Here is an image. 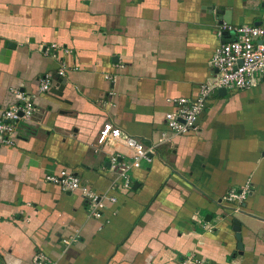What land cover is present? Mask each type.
Wrapping results in <instances>:
<instances>
[{
	"label": "crops",
	"instance_id": "crops-1",
	"mask_svg": "<svg viewBox=\"0 0 264 264\" xmlns=\"http://www.w3.org/2000/svg\"><path fill=\"white\" fill-rule=\"evenodd\" d=\"M262 20L264 0H0V114L15 90L34 103L0 144V264L36 252L50 264H264V76L212 91L196 131L159 140L173 100L196 95L213 48L233 37L220 25ZM105 122L153 147L126 189L112 188L106 156L131 151L97 143ZM61 168L115 200L87 214L78 190L44 179ZM245 183L230 214L223 196Z\"/></svg>",
	"mask_w": 264,
	"mask_h": 264
},
{
	"label": "built area",
	"instance_id": "built-area-1",
	"mask_svg": "<svg viewBox=\"0 0 264 264\" xmlns=\"http://www.w3.org/2000/svg\"><path fill=\"white\" fill-rule=\"evenodd\" d=\"M221 29L231 31L233 37L224 42L218 43L212 50L209 66L212 75L209 79L199 84L197 93L190 99H174V109L165 112L162 116L164 130L160 133L161 139L166 138L167 133L182 134L189 131H196L197 116L203 108L204 101L209 93L223 88L229 91L244 90L256 83L264 76V20L257 24L243 23L238 25L221 24ZM53 44L42 49L44 54L53 52ZM67 50L64 49L65 53ZM64 63L60 61L56 73L63 74ZM51 79L50 73H44L38 79V90L45 91ZM17 102L0 114V144L12 143L11 135L16 130L19 121L28 119L33 110L34 103L30 96L22 91H13ZM120 140L122 144L130 149L129 160L122 161L116 154H108L107 168L117 174L118 185L112 188L126 189L129 187V180L126 174L132 167H138L141 160L149 162L153 153L152 146L145 145L141 140L123 134L118 128L112 127L105 122L97 132V143L105 144L110 140ZM44 179L57 184L62 190H78L84 202V209L87 214L98 217L105 207L104 200L113 202V196L98 193L82 183L79 178L65 168L59 169L56 173L46 174ZM115 186V187H114ZM249 191L247 183L238 188H229L223 196V200L229 208V213H238L242 210L241 202ZM230 220V218H229ZM64 243L68 240L63 239ZM33 264H50L49 258L42 252H36L32 256ZM188 260H179L176 264H187Z\"/></svg>",
	"mask_w": 264,
	"mask_h": 264
},
{
	"label": "water",
	"instance_id": "water-1",
	"mask_svg": "<svg viewBox=\"0 0 264 264\" xmlns=\"http://www.w3.org/2000/svg\"><path fill=\"white\" fill-rule=\"evenodd\" d=\"M258 23V22H257ZM257 23H254V24H257ZM218 93L220 94H224V89L223 88H218L217 89ZM233 224H235L234 226H232L233 230H235V238L237 239L238 243H237V247H240L239 245V233H238V226H237V221L236 220H233L232 221Z\"/></svg>",
	"mask_w": 264,
	"mask_h": 264
}]
</instances>
